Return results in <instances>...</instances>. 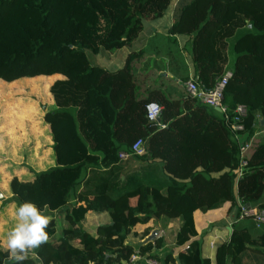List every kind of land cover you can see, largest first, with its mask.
Returning a JSON list of instances; mask_svg holds the SVG:
<instances>
[{
    "label": "trees",
    "instance_id": "obj_1",
    "mask_svg": "<svg viewBox=\"0 0 264 264\" xmlns=\"http://www.w3.org/2000/svg\"><path fill=\"white\" fill-rule=\"evenodd\" d=\"M174 1L0 0V88L6 90L0 98V192L8 197L7 208L15 205L14 215L19 204L32 201L47 205L52 216L49 241L23 264H116L137 251L161 257L173 238L181 247L178 257L166 252L164 262L212 264L194 212L227 202L231 231L217 246L216 264H245L249 248L264 253V223L258 227L242 216L247 202L264 209V138L247 154L243 176L238 172L241 144L264 128V0L178 2L169 26L175 39L191 43L193 73L205 89L225 75L234 50L223 97L228 118L186 89L167 93L160 86L143 94L135 65L140 52L132 50L116 70L88 56L132 47L147 20L163 16ZM153 100L163 105L164 126L147 116ZM240 103L247 115L237 140L230 125ZM19 124L31 140L39 139L40 158L33 144L24 151L16 140ZM38 127L52 140L49 157L41 151L46 136L35 132ZM141 137L146 152L120 158ZM22 165L29 170L19 174ZM91 211L110 216L96 233L82 225ZM9 220L15 225V218ZM158 220L170 226L137 249L134 243ZM224 222H212L206 232ZM2 233L0 264L8 256Z\"/></svg>",
    "mask_w": 264,
    "mask_h": 264
},
{
    "label": "rangeland",
    "instance_id": "obj_2",
    "mask_svg": "<svg viewBox=\"0 0 264 264\" xmlns=\"http://www.w3.org/2000/svg\"><path fill=\"white\" fill-rule=\"evenodd\" d=\"M187 1L189 0H178V2H180L179 6L182 3L187 2ZM171 9L172 7H169V9H167L163 17L149 18L146 22L145 29L140 35V38H138L134 42V44L139 45L141 40L143 38H146V41L143 42L141 45L145 49V53L139 56L135 64L137 67L136 72L138 70V75H137L138 83L141 84V86L146 84L147 87L149 86L154 87L156 85H161L163 86V88L165 89L167 93H171L176 90L180 91L183 89L182 84L177 83L175 79L176 77L183 76L187 72V70L190 69L191 63H192L191 43H186L185 40L183 41V39H180V38L175 39V36L170 35L169 32H167L169 24H170V20L172 19V17L174 19L177 15L175 12V8H173V10ZM139 47L140 46L135 47L136 50H138ZM113 51H116V50L102 49L98 53H93L91 51H88V56L92 63H98L101 65H105L108 69H117L118 67H121L122 65H124L125 58H122L121 56L122 53H121L117 57L118 59H116V61L115 59L111 60L108 56H111V53ZM229 57H230V60H229L228 68L231 69L233 66L234 60H235L234 50L231 49L229 51ZM148 74H150L151 76ZM58 76H60L59 73H56L53 75V77H58ZM24 91L33 93L32 90L27 89V88H25ZM4 93H6V90H4V87L0 88V98L5 97L3 96ZM27 97H29V95H27ZM42 99L44 101H48L49 98L43 95ZM49 108L51 109L56 108V105L53 101L51 102V105L49 104ZM0 115H1V112H0ZM14 129H18L19 133L18 134L12 133V134L16 137V140L23 146V150L27 151L28 149H30L28 146H30V144H33V149H35L34 156H37L38 158H40L39 139L33 136V139L31 140L29 135L24 130L22 124H19ZM10 131H12V129ZM262 133L261 135H257L256 141H260L262 138H264V132ZM49 143H50V146H49ZM49 143L45 141L43 145H46V146L43 147L42 145L41 151L47 150L49 152L51 149H53L52 140H50ZM50 162H51L50 164H52V160H50ZM50 164L45 163V165L43 166L47 167ZM0 169H3V167L0 166ZM24 169L29 170V166H24V165L19 166V169L17 172L19 174H23ZM1 194H0V234L3 235L2 233V230H3V232H5L4 233L5 237H7L8 232L11 231V229L14 227V225L13 226L11 225L12 221L9 219L11 218L14 220L15 215L13 213V207L15 205L12 206L11 204L10 208H7L8 197L4 193H1ZM93 212L94 211L89 212L88 215H96V216L99 215V213H96V212L93 213ZM61 224H62V221L61 222L59 221V226H61ZM96 225H97V221H94V220H92V222L89 221L87 223V227L93 231L96 229ZM156 226H160V225L158 224ZM162 233H163V230H162ZM206 236L207 234L203 238H205ZM180 248L181 247L175 244V241L173 238V240L170 243H168L164 248L161 249V252H162L161 254L165 255L166 252L167 253L172 252L173 257L174 256L178 257L177 255H178V251L180 250ZM243 258H244L245 264H264V253H259L251 248L247 249L243 253ZM176 264H179V263L176 261Z\"/></svg>",
    "mask_w": 264,
    "mask_h": 264
},
{
    "label": "built area",
    "instance_id": "obj_3",
    "mask_svg": "<svg viewBox=\"0 0 264 264\" xmlns=\"http://www.w3.org/2000/svg\"><path fill=\"white\" fill-rule=\"evenodd\" d=\"M233 72L228 69L223 77H221L215 86L211 89H205L200 86L199 77L194 73H191L185 80L184 84L187 92L194 98H197L199 102L207 104L211 107H220V111L227 114V106L223 102L225 86L228 83L229 78ZM147 116L150 121L156 122L158 125L164 126L160 121V115L163 109V105L156 101H150L147 106ZM247 115V105L240 103L236 108V114L234 115V122L231 123V130L234 138L239 139L240 131L244 129V124L240 120ZM258 133L247 143L241 144L240 150V166L238 168L239 176H243L244 167L247 164V154L251 151ZM240 140V139H239ZM147 140L145 138H138L133 144L130 150H121L119 153L120 158L126 159L131 154H143L146 152ZM242 216H250L255 221L256 225L260 227L264 223V209L257 211L253 207H249L246 204L242 208ZM176 264L175 261H169L168 263L163 261V256H152L148 253L135 252L128 259L116 264Z\"/></svg>",
    "mask_w": 264,
    "mask_h": 264
},
{
    "label": "crops",
    "instance_id": "obj_4",
    "mask_svg": "<svg viewBox=\"0 0 264 264\" xmlns=\"http://www.w3.org/2000/svg\"><path fill=\"white\" fill-rule=\"evenodd\" d=\"M177 3H178V0H175L174 1V4L172 6V9L175 8V12L177 11ZM174 12V14H175ZM163 17V16H161ZM159 18V17H158ZM175 19V18H174ZM173 17L172 19L170 20V24L169 26L172 24V22L174 21ZM168 30H169V27H168ZM167 30V32H168ZM141 35V34H140ZM140 38V36H139ZM142 39V38H141ZM144 40V41H143ZM146 41V38H143L140 42V44H133L132 47H123V48H120L116 51H113L111 53V56H108L111 60L115 59H118L117 57L121 54L122 58H125V62L128 58V55L132 52V50H135L134 52H140L142 55L145 53V49L141 46L143 42ZM137 46H140L138 50H136L135 47ZM125 64V63H124ZM104 67H106L105 65H102ZM123 66V65H122ZM107 68V67H106ZM120 68V67H118ZM117 68V69H118ZM110 70H116V69H110ZM191 73H193V68H192V64H191V67L189 70H187V72L185 74H188L190 75ZM184 74V75H185ZM150 75V74H148ZM151 76V75H150ZM176 82L177 83H180L182 84V87L183 89L182 90H176L174 92H171V93H180V92H185L184 89L186 88L184 85V81H182V76H179V77H176ZM161 85H156V86H149L147 87L146 84H144L143 86H141L140 84V90L141 92H143V94H147L150 89H155L157 87H160ZM163 88V86H161ZM164 89V88H163ZM53 100L52 99H48L47 102H49V104L51 105V102ZM217 110H219L218 108H216ZM220 111V110H219ZM11 132V131H10ZM35 132H38L39 135L42 136L45 135L46 136V142L49 143L50 142V139L48 137L47 134H45L44 132H42L40 130V127H38L37 129H35ZM264 132V128L258 132V135H261V133ZM263 134V133H262ZM35 137H37L35 135ZM257 140V139H256ZM255 140V141H256ZM50 145V143H49ZM51 155V151H49V155L48 157ZM46 152L44 153V155L42 156V160H46ZM44 158V159H43ZM45 163H48L47 161ZM1 193V192H0ZM2 195V194H1ZM74 200V199H73ZM229 207H230V203L227 202L223 208H216V209H210L208 210L207 212H203L201 211L200 209L196 210L194 212V217H195V223H196V227L200 233V235L202 237H204L206 234L207 236L205 238H203V253L205 256H209L211 257L212 259V264H216V249H217V246L222 243L225 239H227L228 235L230 234V228H229V224H230V221H231V216L229 215L228 211H229ZM92 212V211H91ZM95 212V211H94ZM93 212V213H94ZM57 216H59L61 213H62V210L60 211H56L55 212ZM98 213V212H96ZM89 213L86 214V217L82 220V225L87 229L89 230L90 232H93V233H96V230H97V227L99 224H102V223H107L110 221V216L107 212H103V213H99L98 216L96 215H88ZM92 220L94 221H97V225H96V229L93 231V230H90L88 227H87V223L89 221L92 222ZM88 221V222H87ZM167 220H158L157 221V225L159 224L160 226H155V227H160L162 228L161 230H163V233H164V228L166 226H170V223L166 222ZM215 221H225L223 224L221 225H218V226H215V227H212V229L209 231V232H206L207 228H210V224L212 222H215ZM204 231V232H202ZM161 234H162V231H161ZM160 234V235H161ZM164 257V255H162Z\"/></svg>",
    "mask_w": 264,
    "mask_h": 264
},
{
    "label": "clouds",
    "instance_id": "obj_5",
    "mask_svg": "<svg viewBox=\"0 0 264 264\" xmlns=\"http://www.w3.org/2000/svg\"><path fill=\"white\" fill-rule=\"evenodd\" d=\"M47 205L43 208L32 201L19 204L15 213V225L7 234L6 249L8 256L4 264L14 261L23 264L30 253L49 241L46 229L52 220Z\"/></svg>",
    "mask_w": 264,
    "mask_h": 264
},
{
    "label": "water",
    "instance_id": "obj_6",
    "mask_svg": "<svg viewBox=\"0 0 264 264\" xmlns=\"http://www.w3.org/2000/svg\"><path fill=\"white\" fill-rule=\"evenodd\" d=\"M217 108L220 110V107H217ZM263 122H264V120H263ZM0 194H1V193H0ZM246 205L249 206L250 203L247 202ZM229 228H230V230H231V226H229ZM161 231H162V230H161L160 227H154V229L150 232L149 235H147V236L144 237L143 239H141V240L135 242V243H134V246H135L137 249H139L142 245H145V244H147V243H149V242H151V241H152V242L155 241V240L160 236Z\"/></svg>",
    "mask_w": 264,
    "mask_h": 264
}]
</instances>
